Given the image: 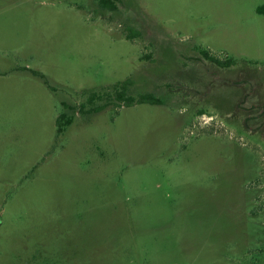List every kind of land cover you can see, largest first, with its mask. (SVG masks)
I'll return each instance as SVG.
<instances>
[{
	"label": "rangeland",
	"instance_id": "1",
	"mask_svg": "<svg viewBox=\"0 0 264 264\" xmlns=\"http://www.w3.org/2000/svg\"><path fill=\"white\" fill-rule=\"evenodd\" d=\"M114 5L0 0V264H264V0Z\"/></svg>",
	"mask_w": 264,
	"mask_h": 264
},
{
	"label": "trees",
	"instance_id": "2",
	"mask_svg": "<svg viewBox=\"0 0 264 264\" xmlns=\"http://www.w3.org/2000/svg\"><path fill=\"white\" fill-rule=\"evenodd\" d=\"M99 4L101 7L106 8L109 7L110 9H115L114 0H99ZM259 13L264 14V7H261L259 9ZM204 56L216 63L217 65H220L222 67H226L227 63L220 62L218 60H215L211 58L207 53L203 52ZM34 75L40 76L41 78L45 79L43 75H38L34 73ZM131 86V81L126 80L122 83L116 84L112 87H109L105 89L104 91H95L91 92L82 102L79 106V111L82 114H98L103 111H105L108 108H117L121 106L125 107H131L134 105H140V104H150L154 105L159 102V100L152 97L150 94L141 95L138 98L133 97L130 95L129 88ZM260 110L263 111V114H258L255 116V113L250 117H246L244 119V127H247L248 130L255 121H260V125L264 124V106L262 105L260 107ZM72 122V118L67 116L66 114H61L58 116L56 120L57 125V135L60 136L63 134L65 128L70 125ZM262 127H264L262 125Z\"/></svg>",
	"mask_w": 264,
	"mask_h": 264
}]
</instances>
